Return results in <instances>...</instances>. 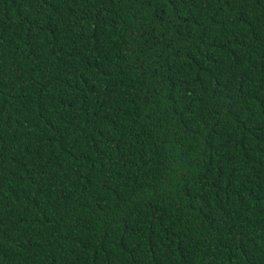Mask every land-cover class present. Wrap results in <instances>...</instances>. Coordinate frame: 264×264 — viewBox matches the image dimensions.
Listing matches in <instances>:
<instances>
[{"label": "trees", "instance_id": "trees-1", "mask_svg": "<svg viewBox=\"0 0 264 264\" xmlns=\"http://www.w3.org/2000/svg\"><path fill=\"white\" fill-rule=\"evenodd\" d=\"M0 264H264V0H0Z\"/></svg>", "mask_w": 264, "mask_h": 264}]
</instances>
